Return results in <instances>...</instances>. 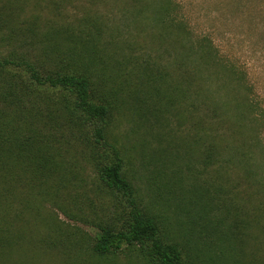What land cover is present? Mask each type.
<instances>
[{"label": "rangeland", "instance_id": "374dc122", "mask_svg": "<svg viewBox=\"0 0 264 264\" xmlns=\"http://www.w3.org/2000/svg\"><path fill=\"white\" fill-rule=\"evenodd\" d=\"M160 1L0 0V57L82 73L111 105L112 150L94 144L93 125L69 114L58 91L20 98V136L41 138L64 172L19 179L10 214L27 202L41 211L35 222L19 215L31 241L7 264H144L134 247L85 252L99 227L118 228L127 216L121 197L95 179L113 149L137 207L188 264H264V0H169L180 34L154 23ZM175 59L189 64L183 99L169 89L181 75ZM48 215L57 248L39 249Z\"/></svg>", "mask_w": 264, "mask_h": 264}, {"label": "trees", "instance_id": "16d2710c", "mask_svg": "<svg viewBox=\"0 0 264 264\" xmlns=\"http://www.w3.org/2000/svg\"><path fill=\"white\" fill-rule=\"evenodd\" d=\"M171 9L169 0H161L153 21L155 24L167 21L168 29L174 24V30L180 34L182 28L174 23L175 20L170 16ZM210 52L206 45L199 46L200 55L210 56ZM183 60L172 62L176 70L180 69L181 75H179V81L170 86L171 88L169 87L180 99L185 97L191 85V76L187 71L189 64L185 63V59ZM39 63L41 62L38 60L31 62L23 56L9 54L0 57V264H7L12 251L20 250L23 245L28 246L31 241L30 236L26 235L27 222L25 219L21 220L19 215L24 212L31 222H35L32 218L35 215L39 216L41 211L37 202L33 206L30 202L20 206L19 200H16L20 206L19 210H14L13 214H10V202L20 199V194L16 197L15 192L19 179L23 174H28L36 180L51 181L53 174L59 169L62 170L61 162L56 161L52 154L50 155L46 149H43L47 143L41 138L20 136L21 131L18 126H26L24 123L18 125L19 123L14 118L15 115L22 114L20 105H17L20 103V98L35 94L34 92L39 89L58 91L64 104L63 108L69 114L82 122H90L93 125L94 144L102 149L112 150V147L105 141L106 122L110 116L111 105L97 97L95 99L87 76L75 70H46L41 68L42 65ZM10 107H12L11 114L7 117L3 111ZM246 107L252 108L248 102ZM63 178L64 174L61 179L58 175V180ZM95 179L102 187L121 197L127 208V216L118 228L110 225L99 227V232L94 236L88 249H85L86 253L102 258L115 254L122 246L134 247L144 264H188L183 259L179 246L166 241L161 236L155 220L137 207L134 189L122 173L121 159L114 149L111 158L109 157L103 163L100 162L95 167ZM18 219L23 229L18 224ZM41 221L39 222L47 230V235L41 234L33 246L46 250L56 249L57 242L50 240L48 235V231H54L58 226L56 218L48 215ZM70 247L76 250L81 248L77 241H74Z\"/></svg>", "mask_w": 264, "mask_h": 264}]
</instances>
